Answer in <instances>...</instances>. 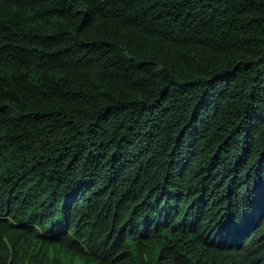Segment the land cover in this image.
Instances as JSON below:
<instances>
[{"label": "trees", "instance_id": "16d2710c", "mask_svg": "<svg viewBox=\"0 0 264 264\" xmlns=\"http://www.w3.org/2000/svg\"><path fill=\"white\" fill-rule=\"evenodd\" d=\"M0 264H264V0H0Z\"/></svg>", "mask_w": 264, "mask_h": 264}]
</instances>
